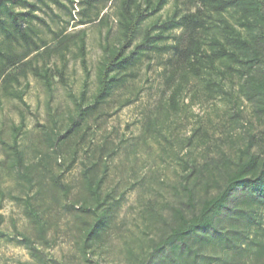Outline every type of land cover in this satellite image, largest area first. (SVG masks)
Wrapping results in <instances>:
<instances>
[{"label": "rangeland", "instance_id": "1", "mask_svg": "<svg viewBox=\"0 0 264 264\" xmlns=\"http://www.w3.org/2000/svg\"><path fill=\"white\" fill-rule=\"evenodd\" d=\"M58 1L65 7L49 0L46 6L38 4L35 15L45 24L30 23L36 41L46 48L0 81V214L4 218L0 264H190V257L176 251L152 255L153 245L174 226V187L190 171L185 169L187 163H195L199 176L202 171L208 175L216 161L236 156L251 137L253 151L259 152L264 123L239 96L237 77L224 78L218 67L209 68L207 63L197 73L181 52L171 51L149 53L125 73V81L104 103L68 133L82 96L84 107L93 105L105 36L111 29L109 43L116 44L118 29L114 5L107 0L93 8L82 0ZM179 9L195 10L186 1L179 3ZM173 10L170 2L154 19L164 20ZM98 13L112 18L99 24ZM63 31L69 39L55 36ZM170 35L166 45L177 43L183 51L184 32ZM83 36L88 75L79 50ZM10 46L15 54L25 52L12 42H4L3 51ZM48 135L64 138L54 147ZM15 139L24 162L21 170L11 149ZM95 162L99 175L107 163L103 193H111L115 206L106 228L85 249V233L93 218L67 207L93 205L83 165ZM26 201L31 202L37 221L25 211ZM21 235L31 239L33 248L20 243ZM199 252L198 264H264V253L242 261L210 248Z\"/></svg>", "mask_w": 264, "mask_h": 264}, {"label": "trees", "instance_id": "2", "mask_svg": "<svg viewBox=\"0 0 264 264\" xmlns=\"http://www.w3.org/2000/svg\"><path fill=\"white\" fill-rule=\"evenodd\" d=\"M49 1L64 6L58 0ZM102 1L82 0V4L93 8ZM107 1L111 6L114 5L118 40L116 44L109 43V29L105 36L104 57L97 74L98 89L93 105L84 107L82 96L68 133L79 127L92 110L104 103L114 88L125 81V73L140 64L149 53L171 51L174 55L181 52L197 73L207 63L209 68L218 67L217 72L224 78L232 80L237 77L240 82L237 90L239 96L251 105L253 113L264 123V0ZM182 1L190 3L194 12L183 13L179 9ZM170 2L174 3V10L164 20L161 17L155 20ZM69 3L72 7L75 5L73 1ZM38 4L46 6L47 0H0V81L10 78L12 70L28 64L31 56L39 55L46 48L36 41V32L30 25L33 21L45 24L43 19L35 15L40 10ZM18 7L22 9L17 10ZM68 11L72 18L71 9ZM111 18L109 13H98L95 21L104 24ZM81 24L86 23L82 21ZM179 30L187 36V45L183 51H180L177 43H165L172 38L171 33ZM55 36L69 39L64 31ZM84 37L79 40V50L88 75ZM4 42L23 46L25 52L15 54L12 46L4 52ZM36 74L48 80L46 76L38 72ZM213 84L220 86L219 83ZM48 136L54 147H58L64 138ZM260 140L259 152L253 151L255 141L251 137L249 144L239 149L236 156H225L216 161L213 168L207 171L208 175L202 171L199 176L195 163H187L185 169L189 168L190 171L185 174L179 186L174 187V226L166 237L153 245V256L176 251L190 257V264H198L199 251L206 248L231 254L233 258L242 261L258 259L263 255L264 133ZM11 149L16 168L23 169L24 162L17 139ZM97 166L96 162L90 167L83 165L87 177L86 190L93 205L77 208L75 204H70L67 207L93 218L85 233V249L88 242L106 228L108 213L115 206L111 193H103L107 163L101 175L96 171ZM89 175H95L97 179L92 181ZM25 178L31 183L28 174H25ZM0 196L3 197L1 190ZM25 211L37 221L30 201L25 202ZM3 221L0 214V226ZM38 229L43 234L42 224L38 225ZM21 238V244L33 248L30 238L23 235Z\"/></svg>", "mask_w": 264, "mask_h": 264}]
</instances>
